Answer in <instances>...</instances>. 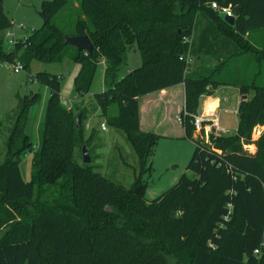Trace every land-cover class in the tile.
I'll return each instance as SVG.
<instances>
[{
	"label": "trees",
	"instance_id": "16d2710c",
	"mask_svg": "<svg viewBox=\"0 0 264 264\" xmlns=\"http://www.w3.org/2000/svg\"><path fill=\"white\" fill-rule=\"evenodd\" d=\"M212 2L239 7L235 23ZM38 13L41 27L6 48L12 23L0 0V62L14 58L27 69L33 60L61 61L74 48L66 35H88L93 53L74 48L72 56L80 63L76 91H90L105 61V90L95 98L108 123L125 130L138 169L128 188L79 164L73 151L84 128L62 102L59 76L37 73L51 95L30 181L19 158L32 149L26 125L39 93L18 96L0 163V264H264V131L252 137L264 126V0H43ZM186 36L204 62L197 68L180 59ZM133 46L142 64L121 77ZM181 83L180 117L195 144L187 169L196 177L183 174L148 201L144 176L160 134L141 129L140 99ZM220 86L239 89V124L234 135L212 133L206 142L195 138L192 119L202 95ZM21 202L33 203V216L17 211ZM174 254L182 260L169 259Z\"/></svg>",
	"mask_w": 264,
	"mask_h": 264
},
{
	"label": "rangeland",
	"instance_id": "374dc122",
	"mask_svg": "<svg viewBox=\"0 0 264 264\" xmlns=\"http://www.w3.org/2000/svg\"><path fill=\"white\" fill-rule=\"evenodd\" d=\"M42 1L2 0L3 9L12 23L9 31L14 34L15 39L24 38L32 30H37L41 27L42 18L38 11ZM8 47L9 45L6 41V48ZM76 52L74 48H69L68 55L57 62L33 60L27 69L22 68L18 72L13 71L14 58L9 63L0 62V163L5 159L6 139L13 123L18 96L39 93L40 101L30 108L26 125V133L32 143V149L19 158L21 176L24 181H30L33 170L32 158L40 143L41 125L44 118H46L47 106L51 95L49 87L39 83L34 76L39 72H46L59 76L62 102L69 110L74 111L75 119H77L78 114L85 110L82 114L85 138L83 137L82 142L73 151L75 160L81 165H86L82 154V146L86 144L91 156V162L87 164L88 167L101 173L106 178L129 188L135 179V169H138V156L128 141L125 130L114 128L108 123L95 98L96 93L105 90V64H99L90 91L84 95H78L75 88V77L80 70V63L72 57ZM141 64V54L136 46H133L128 50L125 60L119 67V75L123 77ZM214 65L213 61H209L206 66L210 69ZM260 80L264 83V73L261 75ZM223 107L226 106L223 105ZM115 111V106H112L108 115L114 114ZM220 115L222 125L227 128V132L224 135H234L238 127L237 115H230L224 112H220ZM172 116L175 122L177 119L176 114ZM102 123L106 124V130L102 129ZM172 124L173 126L175 125L174 123ZM263 131L264 126L257 127L252 134L253 140L259 139ZM210 135L203 136L205 141L210 140ZM245 146L252 152L256 150L254 144ZM194 151L195 144L189 138L178 139L172 136H160L151 157L152 170L144 176L146 181L145 197L148 201H152L170 190L183 174H187L192 178L196 177L193 171L187 169ZM0 195H2L1 185ZM1 198L4 200L3 196ZM34 201L33 203H39L41 200H38L36 195ZM33 203L21 202L15 208L18 212H26L33 216ZM107 209L111 210V207L108 206ZM182 256L174 254L169 259L172 261L182 260Z\"/></svg>",
	"mask_w": 264,
	"mask_h": 264
},
{
	"label": "crops",
	"instance_id": "0c3cea01",
	"mask_svg": "<svg viewBox=\"0 0 264 264\" xmlns=\"http://www.w3.org/2000/svg\"><path fill=\"white\" fill-rule=\"evenodd\" d=\"M102 63L105 64V62ZM202 64H204L202 60L196 61L195 58L192 63L196 68ZM240 101L241 94L238 88L234 86H220L213 89L211 94L202 95L198 113L203 112L206 115L218 116L221 127L224 126L222 125L220 112L230 115L236 114L238 125V107ZM184 105L185 85L183 83L143 96L140 99L141 129L156 132L160 136H172L178 139L186 138L185 127L180 119V113L184 109ZM223 105L226 107H223ZM173 114H176L177 119L175 122ZM172 123L175 125L173 126ZM225 123L227 122L225 121Z\"/></svg>",
	"mask_w": 264,
	"mask_h": 264
},
{
	"label": "built area",
	"instance_id": "2783aa9c",
	"mask_svg": "<svg viewBox=\"0 0 264 264\" xmlns=\"http://www.w3.org/2000/svg\"><path fill=\"white\" fill-rule=\"evenodd\" d=\"M210 5L214 9L220 11V13H222L225 16L235 15L234 8L231 6L223 7V6H220L217 2H212ZM6 37H7V42H8L9 47H11L15 43V40H16L14 38V34H12L10 31H7ZM192 40H193L192 36H186L183 39L184 43L188 45V50L186 53L180 56V59L182 61H185L187 64L193 63V60H194V57L191 53ZM20 69H22V64L19 61H16L13 67V71L18 72ZM192 123L195 126V137L196 138H198V136L205 137V135H209L212 133H215L218 135V134H225L227 132L226 128L220 126L219 117L216 115H206L203 112L196 113L193 115ZM102 129L104 130L106 129L105 123H102ZM256 252H258V250H256Z\"/></svg>",
	"mask_w": 264,
	"mask_h": 264
},
{
	"label": "water",
	"instance_id": "95a60500",
	"mask_svg": "<svg viewBox=\"0 0 264 264\" xmlns=\"http://www.w3.org/2000/svg\"><path fill=\"white\" fill-rule=\"evenodd\" d=\"M239 13V7L234 8V16H226L225 20L230 23L234 24L236 20V16ZM65 43L68 45L73 46L77 51H85L88 55H91L94 50V44L88 35H66L65 36ZM77 127H82V113L78 114L77 119ZM82 154H83V161L84 163L88 164L91 162V156L89 150L87 149L86 144L82 146ZM109 209V208H108Z\"/></svg>",
	"mask_w": 264,
	"mask_h": 264
}]
</instances>
